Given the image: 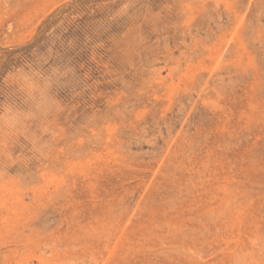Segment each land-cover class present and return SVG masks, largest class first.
<instances>
[{"label":"rangeland","instance_id":"obj_1","mask_svg":"<svg viewBox=\"0 0 264 264\" xmlns=\"http://www.w3.org/2000/svg\"><path fill=\"white\" fill-rule=\"evenodd\" d=\"M22 66L63 110L0 264H264V0H0V101Z\"/></svg>","mask_w":264,"mask_h":264},{"label":"clouds","instance_id":"obj_2","mask_svg":"<svg viewBox=\"0 0 264 264\" xmlns=\"http://www.w3.org/2000/svg\"><path fill=\"white\" fill-rule=\"evenodd\" d=\"M56 77L34 75L27 67L13 77L14 98L0 101V157L15 162L17 144L33 152L47 148L60 135L56 117L63 105L54 92Z\"/></svg>","mask_w":264,"mask_h":264},{"label":"bare ground","instance_id":"obj_3","mask_svg":"<svg viewBox=\"0 0 264 264\" xmlns=\"http://www.w3.org/2000/svg\"><path fill=\"white\" fill-rule=\"evenodd\" d=\"M258 48V47H257ZM261 59V58H260ZM192 101V100H191ZM163 122V121H162ZM164 123V122H163ZM225 196V195H224Z\"/></svg>","mask_w":264,"mask_h":264}]
</instances>
